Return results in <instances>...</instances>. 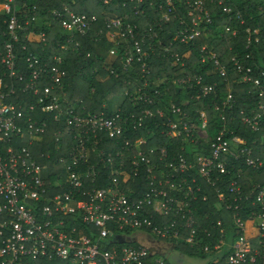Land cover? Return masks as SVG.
<instances>
[{"label":"built area","instance_id":"1","mask_svg":"<svg viewBox=\"0 0 264 264\" xmlns=\"http://www.w3.org/2000/svg\"><path fill=\"white\" fill-rule=\"evenodd\" d=\"M52 1L51 19L65 35L58 43L60 51L44 57L32 49L36 41L48 45L46 32L33 29L42 22L40 5L0 0V264H167V254L199 239L194 202L209 199L202 182L215 186L220 174L231 175L230 160L264 169V158L254 155L246 139L229 128L227 112L236 104L232 90L212 106L227 122L213 132L207 109H185L190 100L180 105L162 96L159 88L143 92L154 86L152 54L171 58L168 63L181 66L184 73L183 68L191 67L195 41L208 35L213 22L209 4L216 0H128L123 3L126 13L103 11L105 35L116 44L110 52L125 71L140 68L144 79L129 98L135 109L128 112L122 103L86 111L67 95L66 55L81 50L77 36H86L98 16L77 12L79 0ZM225 10L230 13L232 7L226 5ZM44 24L56 32L51 20ZM226 30L232 31L229 25ZM199 58L203 65L210 64L206 76L220 74L229 80L216 50L202 44ZM232 60L238 80L255 85L263 98L264 69L258 75L252 66ZM172 82L178 88L198 89L192 99L207 98L218 86L192 72ZM257 110L240 113L264 145L262 100ZM153 124L168 140H182V149L188 145L197 151L191 156L173 154L165 142L155 145ZM140 130L145 137L137 135ZM50 134L54 142L46 151ZM201 141L212 148L211 154L199 149ZM226 187L218 198L226 202L233 197L226 206L234 210L232 223L242 231L233 237L226 263L264 264V184L256 186L254 204L259 208L247 218L239 204L241 184L230 179ZM226 243L223 238L215 245L219 255ZM204 250L211 251L210 246Z\"/></svg>","mask_w":264,"mask_h":264},{"label":"trees","instance_id":"2","mask_svg":"<svg viewBox=\"0 0 264 264\" xmlns=\"http://www.w3.org/2000/svg\"><path fill=\"white\" fill-rule=\"evenodd\" d=\"M126 1L128 0H109V3H105L104 0H79V5L76 7V11L79 13L98 16L97 21L92 24V28L86 36H77V40L82 46L81 50L68 52L66 55L65 68L68 71V75L65 79V90L70 99L74 102L78 101L81 106H86V111L100 112L104 110V105L110 104L113 96H123L122 104L125 111H134L135 109L129 98L138 93L139 86H143L142 73L140 68L125 71L119 61V57L111 55L110 50L116 44L105 35L108 29L103 19V11L105 9L126 13L128 10L123 7V3ZM24 2L29 7L36 3L40 5L38 16L42 17V22L33 29L37 32L45 31L48 38L46 47H42L41 43L36 41L37 46L32 49L38 51L44 57L59 52L58 43L60 38L65 35V31L61 26L58 25L57 27V23L51 19L49 8L53 6V1L24 0ZM226 5L232 7L230 13L226 12ZM209 8L213 15V22L209 25L210 31L208 35L201 36L195 41L194 54L191 61L188 62L191 67L183 69L185 73L192 72L204 75L206 82H217V92L207 98L192 99L191 96H196L198 89L178 88L172 82L173 77L185 74L182 72V67L171 66L168 63L171 58L164 59L157 54H152L150 62L152 66L150 78L154 86L144 88L143 92L151 93L153 87L159 88L163 94L162 96H166V99H173L180 105H183L184 100H190L188 106L183 105L185 109H207L210 115V128L213 132L214 129H222L227 125V122L213 113L212 106L215 103L221 104L223 97L228 94L229 90H232L236 98V104L233 111L227 112L228 117L231 118L229 128L234 130L238 136L246 139L247 145L254 148V155H260L264 158V145H262L260 134L254 133L249 126L243 123L240 113L242 109L248 114L257 112L258 102L259 100L264 102V97L259 98L258 90L252 83H243L238 80L239 73L236 71L232 60V57H236L243 65L252 66L254 73L258 75L259 69H264V12H262L264 10V0H229L224 5L219 4L218 0H216L214 4H209ZM132 19L137 21L135 16H132ZM47 20H51L52 25L55 28L57 27L56 32L50 30V26L44 24ZM52 25L51 28L53 29ZM226 25L231 27V32H227ZM255 30L258 31L257 35L254 34ZM99 31L103 33L101 37L98 35ZM233 31H236V33L233 34ZM257 37L260 38L259 43L256 42ZM249 38L252 39L251 43ZM36 39L38 40V37ZM202 44H206L216 50L218 57L228 69L229 80L225 81L220 74L206 76L210 64L205 66L200 62L199 55ZM43 48L45 49L43 50ZM174 74H177V76H174ZM192 112L195 113L194 111ZM153 128L156 133L155 145H161L165 142L173 154L185 153L191 156L194 151H197L194 147H189L188 145L182 149V140H168L160 135V128L155 127L154 124ZM137 135L145 137V132L140 130ZM49 136L43 148L46 151H49V144L51 145L54 142L51 134ZM201 143L199 144V149L202 148L205 154H211L212 148L205 147L207 145L203 141ZM49 165L52 167V163L49 162ZM230 165L229 168L232 169L233 173L231 175L220 174L221 180L215 186L202 182L209 199L204 201L199 198L194 202L199 239L194 245L182 244L178 247L179 251L188 257L207 259V264H227L226 258L229 248L225 249L224 246L219 255L218 250L216 251L214 247L221 239L227 240V234L231 235V240H233L236 234L242 232L236 229L232 223L234 210L228 209L226 206L233 197L229 195L226 202H221L218 198L220 190L227 192V181L236 179L242 186L243 199L239 204L244 217L247 218L251 211L259 208L254 204V200L258 192V187L256 186L264 184V169L257 170L234 160H230ZM239 168H242V173H239ZM219 220L223 222L222 226L217 225ZM206 230L211 232L212 236H208ZM252 243L254 247L258 246L255 239L252 240ZM207 244L211 249L209 252L204 250ZM217 258L218 260H216Z\"/></svg>","mask_w":264,"mask_h":264},{"label":"rangeland","instance_id":"3","mask_svg":"<svg viewBox=\"0 0 264 264\" xmlns=\"http://www.w3.org/2000/svg\"><path fill=\"white\" fill-rule=\"evenodd\" d=\"M111 55L115 56V54L113 52H110ZM110 105H112V102H110L109 104V109ZM249 235L251 236V233H249ZM227 239H229L231 241L232 237L231 235L227 234ZM172 253L177 254L180 258L181 261H177L176 257L172 254V255H168L167 254V264H207V259H194L191 257L186 256L185 254H182L181 252H177V251H173Z\"/></svg>","mask_w":264,"mask_h":264},{"label":"crops","instance_id":"4","mask_svg":"<svg viewBox=\"0 0 264 264\" xmlns=\"http://www.w3.org/2000/svg\"><path fill=\"white\" fill-rule=\"evenodd\" d=\"M111 102H112V105L110 106L111 108H116L118 105H120L122 103V98L121 97H117V96H114L111 98ZM227 243L225 245V249H228L232 243V240L230 241L229 239L226 240ZM180 252V251H178ZM175 257H176V260L177 261H181V258L177 255V254H173Z\"/></svg>","mask_w":264,"mask_h":264}]
</instances>
